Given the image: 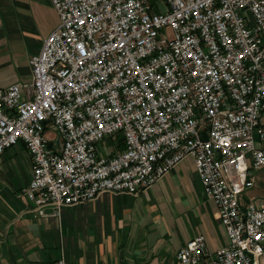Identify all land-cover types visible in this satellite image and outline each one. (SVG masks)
Listing matches in <instances>:
<instances>
[{"label": "built area", "instance_id": "built-area-1", "mask_svg": "<svg viewBox=\"0 0 264 264\" xmlns=\"http://www.w3.org/2000/svg\"><path fill=\"white\" fill-rule=\"evenodd\" d=\"M49 1L59 23L32 81L0 88V159L20 142L32 161L19 195L58 217L189 157L227 243L207 256L195 237L175 264H264V201L249 195L264 169V0Z\"/></svg>", "mask_w": 264, "mask_h": 264}, {"label": "crops", "instance_id": "crops-1", "mask_svg": "<svg viewBox=\"0 0 264 264\" xmlns=\"http://www.w3.org/2000/svg\"><path fill=\"white\" fill-rule=\"evenodd\" d=\"M58 23L49 0H0V88L32 81L30 60ZM261 171L252 197H264ZM31 178L24 144L5 150L0 159V264L60 259L65 264H175L176 253L195 237H204L207 256L227 243L216 205L204 196L189 157L137 195L102 192L61 207L58 217L51 207L45 208L47 216H37L19 195Z\"/></svg>", "mask_w": 264, "mask_h": 264}, {"label": "rangeland", "instance_id": "rangeland-1", "mask_svg": "<svg viewBox=\"0 0 264 264\" xmlns=\"http://www.w3.org/2000/svg\"><path fill=\"white\" fill-rule=\"evenodd\" d=\"M262 117H263V115H262ZM112 144H113L112 145V150L113 151H117V150H120L122 148V141H121L120 138H118L116 141H113ZM102 151H103V153L106 154V153H108V152L111 151V148L108 147V144L107 143H105ZM260 178H261V181H262L261 182V185L263 184L262 188L264 189V170L261 171ZM262 195L264 196V191L262 192ZM255 198H257L260 201H263L264 200V197H262V196H260V197L255 196Z\"/></svg>", "mask_w": 264, "mask_h": 264}]
</instances>
